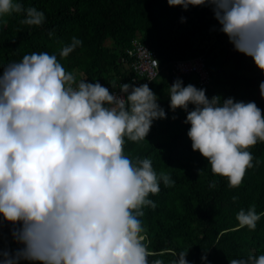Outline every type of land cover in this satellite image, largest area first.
I'll return each mask as SVG.
<instances>
[{
    "label": "clouds",
    "instance_id": "9594fccd",
    "mask_svg": "<svg viewBox=\"0 0 264 264\" xmlns=\"http://www.w3.org/2000/svg\"><path fill=\"white\" fill-rule=\"evenodd\" d=\"M169 6H210L219 31L235 49L264 70V0H167ZM23 14L21 24L41 26L46 17L20 0H0V22ZM185 18L181 17L183 21ZM53 31L48 35L53 36ZM82 44L72 37L59 55L66 58ZM114 87V85H112ZM120 95L99 83L76 80L55 54L23 56L0 75V214L13 225L23 247L0 249V264L20 260L42 264H164L142 242L140 217L157 204L149 194L169 174L154 171L148 158L124 154L125 137L145 140L153 122L167 118L147 83H123ZM264 97V81L259 84ZM169 107L183 109L193 151L205 157L214 175L229 188L241 185L247 169L258 166L248 150L264 142V115L254 101L219 96L177 78L170 85ZM194 107L189 110V105ZM201 170H199L200 172ZM217 182L211 181L210 188ZM233 201L238 199L232 197ZM264 212L256 206L236 214L239 228L254 231ZM2 224V221H0ZM188 249L173 252L169 264H191ZM206 260V256L201 257ZM229 264H264V254L231 259Z\"/></svg>",
    "mask_w": 264,
    "mask_h": 264
},
{
    "label": "trees",
    "instance_id": "16d2710c",
    "mask_svg": "<svg viewBox=\"0 0 264 264\" xmlns=\"http://www.w3.org/2000/svg\"><path fill=\"white\" fill-rule=\"evenodd\" d=\"M25 8L35 7L44 12L46 20L41 26L21 24L23 14L12 13L8 22L0 26V75L11 62H20L24 55L46 52L55 54L72 37L82 41L67 57H72L82 47L92 51L86 61L97 67L96 72L85 68L89 82L113 84L120 75V64L111 62L108 74L101 78L99 69L105 64L103 42L108 37L117 45H129L130 39L140 32L141 40L154 50L161 65L180 59L201 55L209 71L211 84L198 86L221 102L228 97L236 101H254L264 115V97L257 94L264 81V70L258 68L252 57L237 51L228 36L219 31L210 6H169L167 0H20ZM181 17L185 18L183 21ZM53 31V36H49ZM119 59V57H118ZM91 67V66H90ZM158 80V79H157ZM155 80L149 87L151 88ZM162 82V81H160ZM167 85L168 82L165 81ZM160 85V84H159ZM159 87V86H158ZM194 106L189 105V110ZM181 108L167 118L153 122L145 140L132 142L125 137L124 154L133 161L139 157L152 161L154 171L169 174L175 181L172 187L160 183V192L149 194L157 207L144 208L140 217L142 242L152 253L149 261L161 259L169 264L174 259V242L181 241V233L191 221L199 204L205 211L203 238L199 242L200 256L187 252L191 264H229L231 259L246 258L249 254H264V216L254 231L239 228L237 212L250 205L257 213L264 212V142L248 149L258 166L247 169L241 185L229 188L226 177L214 175L208 160L199 151H193L187 136L190 124H185L187 113ZM176 118L178 119L176 121ZM199 170H201L199 172ZM211 181L217 185L210 188ZM238 199L233 201L232 197ZM0 249L14 252L23 247L11 234L13 225L0 214ZM178 224L171 233L168 229ZM206 256V260L201 257ZM19 264H42L39 261L20 260Z\"/></svg>",
    "mask_w": 264,
    "mask_h": 264
},
{
    "label": "built area",
    "instance_id": "2783aa9c",
    "mask_svg": "<svg viewBox=\"0 0 264 264\" xmlns=\"http://www.w3.org/2000/svg\"><path fill=\"white\" fill-rule=\"evenodd\" d=\"M120 75L113 84H102L110 92L120 95V84L135 83L136 86L147 83L149 86L157 79L164 77L171 85L175 79H182L183 83L188 82L190 75H195L191 83L198 86L211 84L209 71L204 66V59L201 55L188 59L173 61L167 65H161L157 56L151 48L146 45L139 36H133L129 45L120 55ZM89 82V81H88ZM94 83V82H91ZM114 85V87H112Z\"/></svg>",
    "mask_w": 264,
    "mask_h": 264
},
{
    "label": "rangeland",
    "instance_id": "374dc122",
    "mask_svg": "<svg viewBox=\"0 0 264 264\" xmlns=\"http://www.w3.org/2000/svg\"><path fill=\"white\" fill-rule=\"evenodd\" d=\"M9 15H5L2 17V22H0V26L7 24ZM136 36H141L140 32L135 33ZM125 45H117L111 38H106L103 42L102 54L106 57L105 64L102 65L99 69L98 76L104 78L111 69V62L117 64L118 57L122 54ZM92 51L90 49L82 47L76 54L72 57L62 58V66L65 68L67 72H71L77 81L81 79H85L86 73L85 68L90 69L92 72L97 71V67L87 63L86 61L91 56ZM91 66V67H90ZM162 81V82H160ZM160 84V85H159ZM159 86V87H158ZM170 85L165 83V78L161 77L157 80V82L151 87L152 91L158 97V103L161 107L164 108L166 113L175 114L179 111L177 108L175 111H172L169 107L170 96L168 94ZM258 96L260 95V89L257 91ZM182 109H180L181 111ZM178 119L176 118V121ZM205 227V211L203 204H199L190 223L180 231L181 233V241L176 245L174 242L173 250L178 253L180 251H188L192 254H196L200 256L202 251L199 247V242L203 238V230ZM178 224L171 226L168 231L171 233L173 230H177Z\"/></svg>",
    "mask_w": 264,
    "mask_h": 264
}]
</instances>
